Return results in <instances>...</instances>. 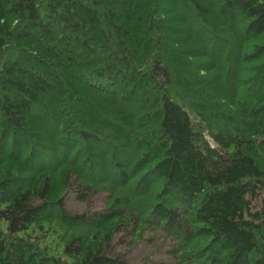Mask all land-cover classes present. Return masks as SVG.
<instances>
[{
	"label": "trees",
	"instance_id": "16d2710c",
	"mask_svg": "<svg viewBox=\"0 0 264 264\" xmlns=\"http://www.w3.org/2000/svg\"><path fill=\"white\" fill-rule=\"evenodd\" d=\"M263 35L264 0H0V264H264Z\"/></svg>",
	"mask_w": 264,
	"mask_h": 264
},
{
	"label": "rangeland",
	"instance_id": "374dc122",
	"mask_svg": "<svg viewBox=\"0 0 264 264\" xmlns=\"http://www.w3.org/2000/svg\"><path fill=\"white\" fill-rule=\"evenodd\" d=\"M264 41V35L262 37L259 38L258 42H263ZM194 62L192 61V72L194 75L198 76V74L200 75V77H205L206 75L203 72H199V69H197V66H195L193 64ZM77 207V206H75ZM81 209V207L79 208ZM135 256L136 258L140 259L143 256H146L149 254L150 257L153 258H160V254H156L155 253V248H150L149 246H140L138 249L135 250Z\"/></svg>",
	"mask_w": 264,
	"mask_h": 264
}]
</instances>
